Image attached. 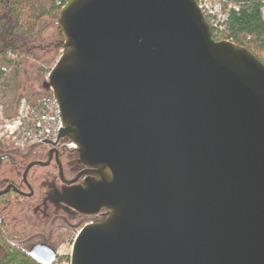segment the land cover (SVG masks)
Segmentation results:
<instances>
[{
	"label": "water",
	"instance_id": "water-1",
	"mask_svg": "<svg viewBox=\"0 0 264 264\" xmlns=\"http://www.w3.org/2000/svg\"><path fill=\"white\" fill-rule=\"evenodd\" d=\"M58 25L43 89L87 168L59 200L108 212L72 264H264V65L216 42L195 0H70Z\"/></svg>",
	"mask_w": 264,
	"mask_h": 264
},
{
	"label": "trees",
	"instance_id": "trees-1",
	"mask_svg": "<svg viewBox=\"0 0 264 264\" xmlns=\"http://www.w3.org/2000/svg\"><path fill=\"white\" fill-rule=\"evenodd\" d=\"M69 1L0 0V105L8 119L17 116L22 100H26L32 109L30 119L20 133L22 145L0 143V192L8 186L18 190L0 196V264H38L30 255L26 237L18 235L14 228L23 222L25 210L35 203V199H27L19 193L27 191L24 172L31 163L48 158L49 147L38 140L36 114L38 110L47 111L46 101L54 99L50 92L35 91L28 83L33 74L28 64L34 60L47 66L52 61L44 53L54 48L62 50L63 45L44 44V33L51 22L58 25L60 11ZM224 1L237 10H232L224 29L212 31L213 39L247 49L264 65V0ZM45 65L37 68L42 77L46 72ZM61 162L65 160L62 158ZM51 171V168L33 167L27 176L28 184L38 189L41 180ZM80 226L63 231L51 248L57 250Z\"/></svg>",
	"mask_w": 264,
	"mask_h": 264
},
{
	"label": "flooded vegetation",
	"instance_id": "flooded-vegetation-1",
	"mask_svg": "<svg viewBox=\"0 0 264 264\" xmlns=\"http://www.w3.org/2000/svg\"><path fill=\"white\" fill-rule=\"evenodd\" d=\"M47 146L49 147L48 158L41 163L49 162L48 166L36 167L51 168V173L41 180L38 189H34L25 182L23 176L27 191H19L27 199H35L34 205L25 210L23 222L14 228L18 235L26 237L25 241L30 245V254L37 246L51 248L63 231L72 230L81 225L74 231L71 237L73 238L85 226L103 221L108 213L102 210L97 215H83L59 200L64 189L84 186L86 176H81L76 183H69L87 168L78 162V152L68 149L65 142L60 140L55 145L47 144ZM62 158L65 160L64 163L61 162ZM61 168L63 177L60 173ZM7 189H9L8 193L11 190L18 191L12 186H8L5 190ZM1 256L2 251H0V258Z\"/></svg>",
	"mask_w": 264,
	"mask_h": 264
},
{
	"label": "built area",
	"instance_id": "built-area-1",
	"mask_svg": "<svg viewBox=\"0 0 264 264\" xmlns=\"http://www.w3.org/2000/svg\"><path fill=\"white\" fill-rule=\"evenodd\" d=\"M195 1L212 31L218 28L224 29L232 10H237L235 6L226 3L224 0ZM262 16L264 19V8L262 10ZM46 103L47 111L38 110L36 114L35 127L38 132V140L41 143L54 145L60 141L59 137L64 130V125L60 117L56 100H47ZM31 112V106L26 100H22L17 116L8 119L5 117L4 108L0 105V143L14 146L22 145L20 133L24 125L29 121ZM65 140L66 139H61V141ZM65 145L70 150H78V146L71 141L65 142ZM80 232L81 230L73 238L67 240L55 250L57 259L53 264H72L74 247Z\"/></svg>",
	"mask_w": 264,
	"mask_h": 264
},
{
	"label": "rangeland",
	"instance_id": "rangeland-1",
	"mask_svg": "<svg viewBox=\"0 0 264 264\" xmlns=\"http://www.w3.org/2000/svg\"><path fill=\"white\" fill-rule=\"evenodd\" d=\"M44 44H54V45H63L64 44V37L63 34L59 28V25H55L54 23L51 22V24L48 26V29L44 33ZM44 55L47 56V59H50L52 62L48 64L47 66L44 64V62L40 61H34L30 62L28 64V67L31 71L32 77L29 80V84L32 86V88L35 91H42L43 90V85L48 81L49 74L56 65L57 61L62 55V50L59 48H54L51 49V51L44 53ZM39 63V64H37ZM46 66L45 68V75L42 77L39 75L38 72V66ZM52 94V92H51Z\"/></svg>",
	"mask_w": 264,
	"mask_h": 264
}]
</instances>
